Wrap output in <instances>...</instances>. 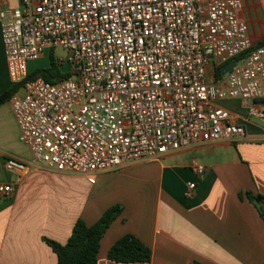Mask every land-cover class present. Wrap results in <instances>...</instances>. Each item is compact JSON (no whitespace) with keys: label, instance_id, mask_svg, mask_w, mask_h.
Segmentation results:
<instances>
[{"label":"built area","instance_id":"2783aa9c","mask_svg":"<svg viewBox=\"0 0 264 264\" xmlns=\"http://www.w3.org/2000/svg\"><path fill=\"white\" fill-rule=\"evenodd\" d=\"M243 0H21L0 11L11 103L31 164L6 158L9 173L37 168L85 176L186 147L237 140L246 128L219 105L248 104L264 123V46L240 18ZM67 78L27 80L47 50ZM246 54L222 78L215 69ZM199 178L207 173L194 165ZM197 184H188L186 197ZM12 184H0L11 196Z\"/></svg>","mask_w":264,"mask_h":264},{"label":"crops","instance_id":"0c3cea01","mask_svg":"<svg viewBox=\"0 0 264 264\" xmlns=\"http://www.w3.org/2000/svg\"><path fill=\"white\" fill-rule=\"evenodd\" d=\"M243 1L240 18L257 46L264 38V0ZM20 6L21 0H0V11ZM13 86L0 22V95ZM219 105L246 128L244 137L135 161L97 174L91 184L85 176L33 167L7 172L6 158L31 164L34 157L21 141L11 100L1 104L0 184H12L14 193L0 195V264H57L46 240L66 244L79 219L92 226L115 205L123 212L101 241L98 264H125L110 261L108 253L127 234L152 251L150 262L130 264H264V203L247 196L264 197V123L248 117L245 102ZM196 164L207 168L203 178ZM191 182L197 187L187 198Z\"/></svg>","mask_w":264,"mask_h":264},{"label":"trees","instance_id":"16d2710c","mask_svg":"<svg viewBox=\"0 0 264 264\" xmlns=\"http://www.w3.org/2000/svg\"><path fill=\"white\" fill-rule=\"evenodd\" d=\"M264 46V38L257 45ZM246 54L234 58L239 62ZM227 64H224L215 69V76L219 79L224 76L223 69ZM60 71V66L55 58L54 53L50 55V66L45 69H38L28 76L27 80H35L43 78L44 80L57 83L62 79L67 78ZM21 88V84H16L13 88L3 95H0V105L8 100H11ZM248 198L251 201L264 203V197L261 195L255 196L248 192ZM264 210V209H263ZM123 208L120 205H115L105 211L101 219L94 225L88 226L84 220L79 219L73 227L72 234L66 244L47 239V244L52 248L58 257L57 264H98V255L100 252L101 241L106 234L111 224L122 214ZM108 259L116 263H148L152 259L151 249L134 235L127 234L120 238L110 249Z\"/></svg>","mask_w":264,"mask_h":264},{"label":"rangeland","instance_id":"374dc122","mask_svg":"<svg viewBox=\"0 0 264 264\" xmlns=\"http://www.w3.org/2000/svg\"><path fill=\"white\" fill-rule=\"evenodd\" d=\"M50 53L51 51L50 50H47L46 53H45V57L43 58H40L36 61H33L29 64L30 66V69L32 70L33 69V72L38 70V69H45L49 66V57H50ZM67 52L61 48V47H57L54 49V55H55V58H64L66 56ZM60 71L62 74H66L68 71H69V68L67 66H63L60 68ZM253 120H257L259 121L258 119L256 118H252Z\"/></svg>","mask_w":264,"mask_h":264},{"label":"water","instance_id":"95a60500","mask_svg":"<svg viewBox=\"0 0 264 264\" xmlns=\"http://www.w3.org/2000/svg\"><path fill=\"white\" fill-rule=\"evenodd\" d=\"M235 65H236V61H231L230 63H228L223 69V74L230 73L235 67Z\"/></svg>","mask_w":264,"mask_h":264}]
</instances>
